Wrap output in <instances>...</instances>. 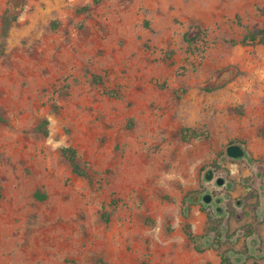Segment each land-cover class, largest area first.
<instances>
[{
	"label": "rangeland",
	"instance_id": "rangeland-1",
	"mask_svg": "<svg viewBox=\"0 0 264 264\" xmlns=\"http://www.w3.org/2000/svg\"><path fill=\"white\" fill-rule=\"evenodd\" d=\"M260 28L264 0H0V264H264Z\"/></svg>",
	"mask_w": 264,
	"mask_h": 264
},
{
	"label": "trees",
	"instance_id": "trees-1",
	"mask_svg": "<svg viewBox=\"0 0 264 264\" xmlns=\"http://www.w3.org/2000/svg\"><path fill=\"white\" fill-rule=\"evenodd\" d=\"M16 19V15L13 13H9L8 11H6L1 18V33L5 34L11 24L12 21H14ZM241 43L244 44H255V43H261L264 44V28H260L256 31H250L247 32L241 39L240 41ZM181 136L183 139H186L188 137H196L199 136L198 133H191L190 130L188 128H184L181 132ZM62 153L64 155V157L66 158V160L69 162V165L71 167V171L78 175V176H82V177H86L88 178V175L85 171V169L83 167H81L77 160H76V155H75V151L71 148H64L62 149ZM213 215L215 217L210 218V226L208 227V231L205 235H210L213 234V236H222V231L220 230L221 225L218 223L217 220V216L216 213H213ZM104 219H107V215L106 213H104L103 216ZM249 235L253 234V229L252 227L249 225ZM187 236L191 239V240H195V238L191 235L190 232L187 231ZM205 235H200L199 239H204V237H206ZM248 235V236H249ZM251 249H255L254 247H252ZM246 251H235V250H231L228 249L226 251H223L220 254V264H236V261L233 259V257L237 256V255H243V253H245ZM97 264H107L103 259H99L97 261Z\"/></svg>",
	"mask_w": 264,
	"mask_h": 264
},
{
	"label": "water",
	"instance_id": "water-1",
	"mask_svg": "<svg viewBox=\"0 0 264 264\" xmlns=\"http://www.w3.org/2000/svg\"><path fill=\"white\" fill-rule=\"evenodd\" d=\"M225 154L226 156L230 157V158H242L245 156L246 154V150L244 149V147L239 144V143H230L229 145H227L226 149H225ZM214 177L213 174V170L212 169H208L205 174H204V179L207 181L212 180ZM225 182V179L221 176H217L215 177V184L217 186H222ZM201 200L203 203L209 204L212 201V195L209 192H205L202 195L196 194L194 195V197H192V201H198ZM216 211L217 213L220 212V208L216 207Z\"/></svg>",
	"mask_w": 264,
	"mask_h": 264
},
{
	"label": "flooded vegetation",
	"instance_id": "flooded-vegetation-1",
	"mask_svg": "<svg viewBox=\"0 0 264 264\" xmlns=\"http://www.w3.org/2000/svg\"><path fill=\"white\" fill-rule=\"evenodd\" d=\"M241 144V143H240ZM243 144V143H242ZM243 147L245 148V146L243 145ZM246 149V148H245ZM214 173V172H213ZM236 203H239V201L237 200Z\"/></svg>",
	"mask_w": 264,
	"mask_h": 264
}]
</instances>
